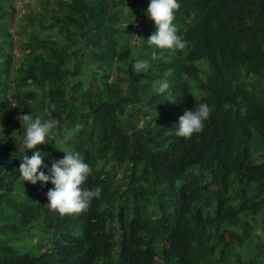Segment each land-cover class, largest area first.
I'll return each instance as SVG.
<instances>
[{
  "label": "trees",
  "instance_id": "obj_1",
  "mask_svg": "<svg viewBox=\"0 0 264 264\" xmlns=\"http://www.w3.org/2000/svg\"><path fill=\"white\" fill-rule=\"evenodd\" d=\"M8 3L0 0V264H264V0H178L173 23L187 46L175 51L147 42L157 31L150 0H40L23 17L20 58ZM137 60L146 73L134 72ZM160 81L170 87L157 95ZM201 103L212 110L203 131L177 136L179 118ZM29 113L58 123L24 153L18 117ZM35 151L46 175L78 152L93 170L82 187H100V197L79 214L51 210L54 185L18 170ZM17 219L39 225L52 248L20 255Z\"/></svg>",
  "mask_w": 264,
  "mask_h": 264
},
{
  "label": "clouds",
  "instance_id": "obj_2",
  "mask_svg": "<svg viewBox=\"0 0 264 264\" xmlns=\"http://www.w3.org/2000/svg\"><path fill=\"white\" fill-rule=\"evenodd\" d=\"M180 7L178 0H150L147 14L154 21L157 31L153 33L147 42L161 49L183 50L187 42L177 35V27L173 23L175 11ZM149 69L147 60H137L133 64L136 74L146 73ZM170 85L166 81L153 84V91L159 95L165 93ZM211 109L206 103H201L192 110H186L179 118L176 135L190 138L193 134L200 133L204 128ZM51 115V113H48ZM22 124L26 125L24 146L25 152L48 142L49 133L56 126V119H44L41 116L33 118L31 113L18 117ZM82 125L77 124L74 131H78ZM65 156L58 162H53L50 174L46 175L40 171L45 167L44 157L40 151H35L31 157L26 154L20 163L19 172L24 181L36 184L37 181L46 184L49 181L54 185L47 192L48 206L51 210L63 215L79 214L86 211L94 198H99L102 189L96 187L94 190L83 188L82 185L92 175V168L83 161L78 152H64ZM38 203V202H37Z\"/></svg>",
  "mask_w": 264,
  "mask_h": 264
},
{
  "label": "rangeland",
  "instance_id": "obj_3",
  "mask_svg": "<svg viewBox=\"0 0 264 264\" xmlns=\"http://www.w3.org/2000/svg\"><path fill=\"white\" fill-rule=\"evenodd\" d=\"M7 0H3L5 2ZM40 0H10L7 4L8 11L11 14L14 10L12 20L14 25L8 27L10 34L13 37L14 45L11 51L16 55L17 58L23 57L24 52L20 49L19 45L21 41H25L28 35L23 29V17L32 11L38 10V3ZM58 161L59 158L55 157ZM123 168L117 167L116 182H123ZM15 227L18 228L21 233L18 237L11 239V245L19 252L20 255L24 254H43L46 250L52 248V237L48 233H44L40 230L39 225H36L32 229L24 228L18 222H14Z\"/></svg>",
  "mask_w": 264,
  "mask_h": 264
}]
</instances>
